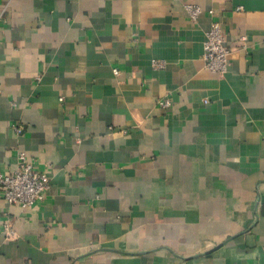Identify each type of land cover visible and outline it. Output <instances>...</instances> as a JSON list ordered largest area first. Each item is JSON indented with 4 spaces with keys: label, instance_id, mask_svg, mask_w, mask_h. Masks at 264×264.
Wrapping results in <instances>:
<instances>
[{
    "label": "crops",
    "instance_id": "obj_1",
    "mask_svg": "<svg viewBox=\"0 0 264 264\" xmlns=\"http://www.w3.org/2000/svg\"><path fill=\"white\" fill-rule=\"evenodd\" d=\"M22 153L51 187L0 190V264H264V0H0V173Z\"/></svg>",
    "mask_w": 264,
    "mask_h": 264
},
{
    "label": "built area",
    "instance_id": "obj_2",
    "mask_svg": "<svg viewBox=\"0 0 264 264\" xmlns=\"http://www.w3.org/2000/svg\"><path fill=\"white\" fill-rule=\"evenodd\" d=\"M188 10L194 20H198L202 14L201 7L188 4ZM241 9V8H239ZM243 40H246L244 37ZM232 49L226 45V34L219 22H213L211 29L207 32V39L204 44L203 60L205 66L211 72L224 76L230 69V56ZM163 64L155 62V66L160 67ZM116 74H119L115 70ZM60 101H64L61 97ZM163 108L172 106L171 100H164L160 103ZM16 132L21 134L22 127H16ZM51 187V180L48 172L37 167L35 160L29 158L26 154L19 155V162L16 169L6 173H0V190L3 193L4 200L9 204L20 205L24 208L34 206L42 201ZM5 231L8 238H12L15 232L9 225H5Z\"/></svg>",
    "mask_w": 264,
    "mask_h": 264
}]
</instances>
